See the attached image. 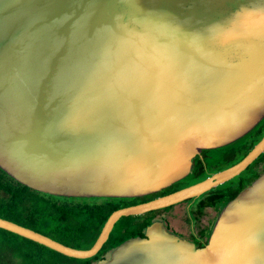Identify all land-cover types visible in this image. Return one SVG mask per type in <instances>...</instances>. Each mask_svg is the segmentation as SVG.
Masks as SVG:
<instances>
[{"label":"water","instance_id":"water-1","mask_svg":"<svg viewBox=\"0 0 264 264\" xmlns=\"http://www.w3.org/2000/svg\"><path fill=\"white\" fill-rule=\"evenodd\" d=\"M262 120L264 0H0V170L22 185L88 202L159 192ZM263 152L264 135L229 167L114 210L87 249L0 229L90 258L121 217L198 197ZM164 219L92 264H264V171L219 212L186 203ZM204 228L203 246L185 238Z\"/></svg>","mask_w":264,"mask_h":264},{"label":"trees","instance_id":"trees-1","mask_svg":"<svg viewBox=\"0 0 264 264\" xmlns=\"http://www.w3.org/2000/svg\"><path fill=\"white\" fill-rule=\"evenodd\" d=\"M263 135L264 120L238 139L237 144L227 145L228 148L223 153L221 161H216V159V162L212 163L210 160L214 159L209 156L204 162L197 157L193 172L188 175L186 180L172 184L159 192L139 197H92L93 202L74 197H70L71 200H69L66 199L67 197L31 189L16 182L0 170V218L38 231L65 245L87 249L93 245L108 216L114 210L173 192L229 167L243 158ZM207 152L205 151V153ZM260 166L264 169V152L247 167L249 175L241 173L228 182L186 201L192 206H196L198 213H201L205 207L215 208L219 212L228 200L234 198L246 184L257 177L260 173L258 169ZM171 207L149 211L141 215L121 217L114 224L108 239L100 250L94 256L83 259L65 256L35 241L0 229V264H92L105 257L124 240L143 236L146 226L154 220L162 219L166 222L160 213L168 211ZM166 227L169 228L168 225ZM210 232L211 229L209 232L202 231V234L209 236ZM207 238L197 242V246L206 244Z\"/></svg>","mask_w":264,"mask_h":264},{"label":"flooded vegetation","instance_id":"flooded-vegetation-1","mask_svg":"<svg viewBox=\"0 0 264 264\" xmlns=\"http://www.w3.org/2000/svg\"><path fill=\"white\" fill-rule=\"evenodd\" d=\"M205 151H208V150H203L202 153H201L200 155H196V156H195V162H196V158H197V157H198L201 161H204V162L206 161V157H209V155H208L207 153H205ZM249 165H250V164H249ZM249 165H248V166H249ZM248 166H247V167H248ZM247 167H246L244 170H246ZM258 169L260 170V173H259V174H261V173L264 171V169L262 168V166H260ZM244 170H243V171H244ZM243 171H242V172H243ZM242 172H241V173H242ZM241 173H240V174H241ZM259 174H258V175H259ZM258 175H257V176H258ZM237 176H238V175H237ZM235 177H236V176H235ZM235 177H234V178H235ZM255 178H256V177H255ZM232 179H233V178H232ZM230 180H231V179H230ZM228 181H229V180H228ZM228 181H227V182H228ZM225 183H226V182H225ZM223 184H224V183H223ZM246 185H248V184H246ZM211 189H212V188H211ZM216 217H217V215H216ZM215 219H216V218H215ZM210 226H212V225H209L208 227H210ZM202 231H207V230H206L205 228L202 229V230H200V231H199V234H198L197 237H196V236L185 237V236H183L182 234H181V236H183V237H185V238H187V239L193 241V242L197 245V242H199V241H204L205 238L208 237V236H203ZM105 256H106V255H105Z\"/></svg>","mask_w":264,"mask_h":264},{"label":"rangeland","instance_id":"rangeland-1","mask_svg":"<svg viewBox=\"0 0 264 264\" xmlns=\"http://www.w3.org/2000/svg\"><path fill=\"white\" fill-rule=\"evenodd\" d=\"M224 152H225V150H224V151L207 152V154H208L209 156H212V158L214 159V160H210V162L215 163L216 161H221L220 159H221V157H223L222 155H223ZM216 159H217V160H216ZM215 160H216V161H215ZM245 171H247V170H244L242 173H244ZM187 177H188V176H187ZM187 177L184 178V179H182L180 182L186 180ZM189 185H190V184H189ZM186 203H189V202H187V201H183V202H180V203H178V204H175V205L172 206L168 211H162V212L160 213V215L163 216V217H166V216H167L171 211H173L176 207H178V206H180V205H183V204H186Z\"/></svg>","mask_w":264,"mask_h":264},{"label":"clouds","instance_id":"clouds-1","mask_svg":"<svg viewBox=\"0 0 264 264\" xmlns=\"http://www.w3.org/2000/svg\"><path fill=\"white\" fill-rule=\"evenodd\" d=\"M161 220H162V219H161ZM108 253H109V252H108ZM108 253H107V254H108ZM107 254H106V255H107Z\"/></svg>","mask_w":264,"mask_h":264}]
</instances>
